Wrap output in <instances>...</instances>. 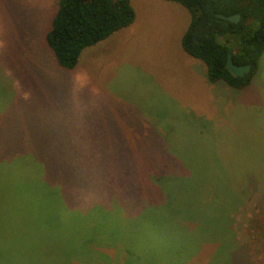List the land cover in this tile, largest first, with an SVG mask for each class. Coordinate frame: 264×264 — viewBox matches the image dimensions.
<instances>
[{
  "label": "rangeland",
  "instance_id": "1",
  "mask_svg": "<svg viewBox=\"0 0 264 264\" xmlns=\"http://www.w3.org/2000/svg\"><path fill=\"white\" fill-rule=\"evenodd\" d=\"M132 2L67 69L46 41L58 0H0V264H264V53L235 93L183 49L187 8ZM222 97L250 105L217 115ZM174 156L186 195L145 174ZM215 188L229 209L189 207Z\"/></svg>",
  "mask_w": 264,
  "mask_h": 264
},
{
  "label": "trees",
  "instance_id": "2",
  "mask_svg": "<svg viewBox=\"0 0 264 264\" xmlns=\"http://www.w3.org/2000/svg\"><path fill=\"white\" fill-rule=\"evenodd\" d=\"M171 1L180 3L191 14L190 24L182 37V47L189 55L200 59L206 65L210 81L223 80L236 88L249 85L264 53V0ZM218 14L226 16L239 14L240 19L238 22H232ZM136 17L132 0H58L51 27L46 34V41L53 50L57 62L64 68L74 69L85 48L94 46L119 30L130 27ZM229 52L232 53L236 64H251L250 72L244 76H233L225 66ZM36 151L31 154L39 157ZM174 159L176 160L173 168H146L151 169L146 171V176L156 181L150 182L156 185L155 190L158 187L157 190L162 195L173 194L172 190L186 193L182 186L184 181H177L178 177H183L179 174L183 173L181 171L183 165L175 156ZM184 178L186 179V176ZM188 180L191 186L195 185L193 177ZM169 183L173 185L169 186ZM175 183H179L177 188H174ZM147 189L149 193L155 191L154 187ZM195 194L191 192L190 195L193 197ZM193 198H196V201L189 203L190 208L206 209L211 206L217 207L218 204L224 205L221 208H228L224 194L216 191V188L202 195L199 201L197 197ZM226 216H228L227 227L223 232L231 230L229 232L232 233L234 213Z\"/></svg>",
  "mask_w": 264,
  "mask_h": 264
},
{
  "label": "crops",
  "instance_id": "3",
  "mask_svg": "<svg viewBox=\"0 0 264 264\" xmlns=\"http://www.w3.org/2000/svg\"><path fill=\"white\" fill-rule=\"evenodd\" d=\"M197 59H198V58H197ZM199 60H200V59H199ZM200 62L205 66V67H204V68H205V76L208 77L206 65H205L201 60H200ZM208 79H209V78H208ZM209 80H210V79H209ZM219 81H221V80H219ZM219 81H216V82H214V83H217V82H219ZM227 84H228V83H227ZM228 85H229V84H228ZM229 86H230V88H232V90H234L235 93L238 92V94H241V93L245 92V88H246L247 86H250V84L247 85V86H245V87H243V88H236V87H233V86H231V85H229ZM222 98H223V97H222ZM235 104H236L237 106L241 105L242 107H247V106L250 105V104H248V103H245V102H243V101L236 100V99H234V100L232 101L231 98L229 99L228 97H226V98H223V101H221L220 104L218 103V105H217V101H216V112H217V115H223V107H224V106H226L227 109L229 110L230 107H234ZM147 134H148V135H157L158 132L155 131L154 129H152V130H149ZM253 179H254V175H250V183L260 182V181H258V180H254V182H252ZM260 187H261V186H260ZM260 187L258 188V191H259V192H260Z\"/></svg>",
  "mask_w": 264,
  "mask_h": 264
},
{
  "label": "water",
  "instance_id": "4",
  "mask_svg": "<svg viewBox=\"0 0 264 264\" xmlns=\"http://www.w3.org/2000/svg\"><path fill=\"white\" fill-rule=\"evenodd\" d=\"M218 16L225 18V19L232 21V22H238L240 19L239 14H232V15H228V16L223 15V14H218ZM225 66L231 72V74L235 77L244 76L245 74L249 73L251 68H252L251 64H247V65L236 64L233 60L231 52L228 53V57H227V61H226Z\"/></svg>",
  "mask_w": 264,
  "mask_h": 264
}]
</instances>
